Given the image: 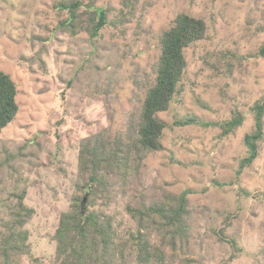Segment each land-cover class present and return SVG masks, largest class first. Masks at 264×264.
<instances>
[{
    "label": "rangeland",
    "instance_id": "rangeland-1",
    "mask_svg": "<svg viewBox=\"0 0 264 264\" xmlns=\"http://www.w3.org/2000/svg\"><path fill=\"white\" fill-rule=\"evenodd\" d=\"M73 1L0 0V71L15 81L20 108L0 135V264H58L61 216L93 187L90 210L111 220L124 251L114 264H139L131 237L140 230L163 257L151 264H264V114L251 164L245 144L264 100V0H79L74 33L59 8ZM94 9L107 23L92 37ZM180 14L207 31L186 49L181 91L157 115L162 150L125 147L126 168L106 173L104 189L79 190L82 146L103 134L112 149L138 130L160 39ZM237 116L242 125L226 133ZM186 119L199 124L176 126ZM184 195L185 233L174 245L175 225L129 210L176 207Z\"/></svg>",
    "mask_w": 264,
    "mask_h": 264
},
{
    "label": "trees",
    "instance_id": "trees-1",
    "mask_svg": "<svg viewBox=\"0 0 264 264\" xmlns=\"http://www.w3.org/2000/svg\"><path fill=\"white\" fill-rule=\"evenodd\" d=\"M83 2L75 0L70 4L60 3L59 8L68 10L69 18L62 23V26L74 27L76 20L80 17L78 9ZM93 5H89L92 8ZM98 18V22L91 27V36H97L99 30L106 25L107 17L103 9H94L92 15ZM74 33V29L70 28ZM207 31V23L200 18L192 17L188 14H180L173 26L165 31L160 39L161 55L158 60L155 84L148 90L142 106L141 119L138 125L136 136L132 133L130 143L118 137L114 142V147L109 149V142H105L103 134L97 137L95 143L92 141L82 146L79 158V173L88 174V180L83 187L77 185L82 190L87 184L100 188H105V178L103 176L110 170L126 168L129 152L133 149L138 153L157 152L162 150V137L166 124L158 118L160 112L169 109L172 101L181 91V83L187 67L185 51L188 47L204 39ZM264 55V47L262 48ZM17 87L15 81L3 71H0V135L17 117L19 105L17 103ZM256 130L253 134L245 137V144L249 149V157L246 162H251L259 155L258 141L263 137V114L264 100L262 104L255 105ZM243 123L241 116L229 121L226 124V133L234 131ZM176 126L197 125V119H186L177 121ZM127 147L129 152H125ZM86 194V200L82 197L74 199L71 210L61 216L55 239L58 247L56 259L58 264H114L116 257L125 259L124 251L116 247L114 241L115 232L111 220L102 217L97 211H91L89 202L96 198L98 188ZM186 197L182 196L179 204L174 206H153L147 211L129 209L131 213L144 220H152L155 223L154 215L161 216L167 225H175L170 245H174V239L179 236L184 238L187 207ZM88 203V204H87ZM140 222V221H139ZM159 226V225H158ZM160 227V226H159ZM11 239V238H10ZM9 239V240H10ZM132 243L136 248L137 262L139 264L162 263L163 257L159 249L152 247L146 235L140 230L136 236L132 235ZM135 253V252H134Z\"/></svg>",
    "mask_w": 264,
    "mask_h": 264
}]
</instances>
